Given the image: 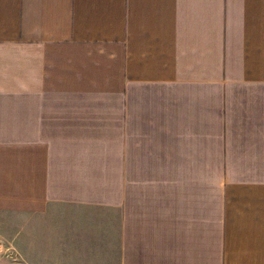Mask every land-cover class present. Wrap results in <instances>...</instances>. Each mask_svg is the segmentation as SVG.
Masks as SVG:
<instances>
[{"label":"crops","instance_id":"crops-1","mask_svg":"<svg viewBox=\"0 0 264 264\" xmlns=\"http://www.w3.org/2000/svg\"><path fill=\"white\" fill-rule=\"evenodd\" d=\"M1 213L24 264H264V0H0Z\"/></svg>","mask_w":264,"mask_h":264},{"label":"rangeland","instance_id":"rangeland-1","mask_svg":"<svg viewBox=\"0 0 264 264\" xmlns=\"http://www.w3.org/2000/svg\"><path fill=\"white\" fill-rule=\"evenodd\" d=\"M0 218L4 219L5 215L1 213ZM1 221L2 220H0V223ZM10 239L11 236L10 233L7 232L6 227L0 226V264H24L26 259H24L21 253L15 248Z\"/></svg>","mask_w":264,"mask_h":264}]
</instances>
